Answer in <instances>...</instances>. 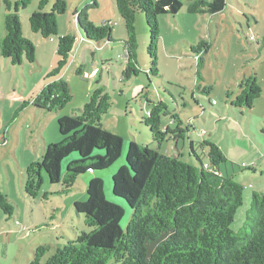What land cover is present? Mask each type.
<instances>
[{"label": "rangeland", "instance_id": "374dc122", "mask_svg": "<svg viewBox=\"0 0 264 264\" xmlns=\"http://www.w3.org/2000/svg\"><path fill=\"white\" fill-rule=\"evenodd\" d=\"M55 1L49 0L46 11H52ZM67 1V12L58 17L59 30L61 34L73 33L77 42L71 62L61 76L71 84L74 99L52 114L37 112L32 104L24 106L44 87L45 77L57 66L59 58L58 38H45L31 29L30 17L39 9L40 0H32L19 12L25 37L36 45L38 61L34 63L26 60L15 65L3 56L8 10L4 3L0 8V192L13 200L15 208L11 218L0 208V264H28L38 247L48 246L41 260L45 264L58 248L75 239L77 233L90 231L92 228L85 215L77 213L75 203L88 198V186L95 177L104 180L109 200L122 203L125 215L121 226L126 230L133 210L126 200L114 194L113 176L127 164L132 141L150 145L164 154L181 153L182 160L194 165H200V161L192 153L191 140L199 142L195 147L205 164L210 162V148L201 142H216L228 158L222 171L244 186V201L231 226L240 232L248 215L255 216L251 209L254 193L264 194V0H226L224 10L212 15L189 13L190 0H184L185 5L177 15H161L158 75L151 72L148 53L151 35L146 16L138 13L139 74H133L125 83L123 70L127 57L123 41L127 33L113 1L98 0L97 7L88 9L96 25L105 22L113 25L116 41L97 46L85 43L74 15L93 0ZM202 40L211 47L207 52L203 47L200 52L194 51L192 45ZM200 57L203 65H199ZM81 68L90 75L79 74ZM251 76L257 77L262 95L251 109L233 106L241 80ZM98 82L107 86L112 98L113 106L104 116L103 124L124 139L122 156L107 169L91 170L79 176L69 194H61L63 183H52L43 171L44 182L38 196L28 197L25 194L28 166L42 159L46 146L62 140L60 114H75L77 108L89 101V94ZM145 93L155 102L164 101L170 113L179 116V121L172 120L171 115L163 116L165 127L183 129L178 150L172 139L161 146L155 143L150 130L141 124L142 113L149 105L143 97ZM54 139L56 142H51ZM100 152L103 150L96 151ZM77 156L73 153L63 161V173Z\"/></svg>", "mask_w": 264, "mask_h": 264}, {"label": "trees", "instance_id": "16d2710c", "mask_svg": "<svg viewBox=\"0 0 264 264\" xmlns=\"http://www.w3.org/2000/svg\"><path fill=\"white\" fill-rule=\"evenodd\" d=\"M31 1L0 0V8L4 3L8 10L2 54L15 65L26 60L38 61L36 45L25 37L19 13ZM112 1L127 33L123 41L127 57L123 82L139 74L136 21L140 12L146 16L151 35L148 47L151 72L158 75L162 37L159 17L177 15L185 5L184 0ZM48 4L49 0H40L39 9L30 17V25L45 38H58V64L47 74L41 91L24 106L32 104L38 110L52 113L61 111L74 99L71 84L61 73L71 62L77 36L61 34L59 30L58 17L67 12L68 1L56 0L52 11H46ZM97 6L98 0H93L74 12L78 28L91 45L114 43L112 23L96 25L89 17L88 9ZM225 7L226 0H190L187 5L189 13L202 15L218 13ZM202 47L207 52L211 44L202 40L192 45L194 51L200 52ZM199 60V65H203V58ZM78 73L83 74V68ZM97 84L89 101L74 115L59 117L62 140L46 146L42 159L28 166L25 183L28 197L38 196L44 182L43 171L52 183H63L61 194H69L79 176L91 170L107 169L122 156L124 139L103 124L104 116L113 106L112 98L105 85ZM262 92L257 77H245L232 105L251 109ZM147 95L143 94L149 104L146 112L141 102L144 110L141 124L150 130L153 141L160 146L168 139L177 143L183 129L165 127L163 116L171 115L174 121H179V116L171 114L164 101L155 102ZM197 143L192 139L190 144L200 165L185 162L181 153L164 154L150 145L132 141L127 151V164L113 176L114 194L126 200L133 210L127 229L121 226L125 215L122 203L109 200L104 180L95 177L89 183L88 198L75 203L77 213L85 215L92 229L77 233L75 239L58 248L45 264H264V194L254 193L251 209L255 216L248 215L242 230L234 231L231 226L244 201V186L222 171L228 158L216 142H201L202 146L210 148L208 164L198 154ZM97 150L103 152L96 153ZM73 153L78 156L68 163L63 173L62 163ZM0 208L9 218L13 216L14 202L3 192H0ZM48 250V246L38 247L28 264H41Z\"/></svg>", "mask_w": 264, "mask_h": 264}, {"label": "crops", "instance_id": "0c3cea01", "mask_svg": "<svg viewBox=\"0 0 264 264\" xmlns=\"http://www.w3.org/2000/svg\"><path fill=\"white\" fill-rule=\"evenodd\" d=\"M61 33V32H60ZM63 34H65V33H63ZM80 34H81V36H82V38L84 39V36H83V34H82V32L80 31ZM84 41H85V39H84ZM85 43H87L86 41H85ZM87 44H89V43H87ZM111 44V43H110ZM89 45H91V44H89ZM95 46V45H94ZM85 58H86V55H85ZM104 60V59H103ZM105 61V60H104ZM83 70H84V73L85 74H87L88 76L90 75V73H88L87 71H85V69L83 68ZM83 73V74H84ZM116 78V77H115ZM44 81H45V84H46V77H45V79H44ZM45 84H44V86H45ZM106 86V85H105ZM107 87V86H106ZM90 95V94H89ZM87 96V95H86ZM87 98L85 97V99L84 100H86ZM87 102V101H86ZM85 102V103H86ZM79 108H82V107H79ZM79 108H77L76 109V111L79 109ZM36 109V111L37 112H41V113H45V114H52V113H47V112H44V111H41V110H38L37 108H35ZM75 111V112H76ZM63 115H68L67 113H62V114H60V117L61 116H63ZM74 115V114H73ZM172 127V126H171ZM60 137H62V135L60 134ZM192 138H193V136H192ZM194 139V138H193ZM195 140V139H194ZM51 142H56V139H54L53 141H51ZM174 145H175V147H176V150H178L177 148H178V142L177 143H174V142H172Z\"/></svg>", "mask_w": 264, "mask_h": 264}, {"label": "built area", "instance_id": "2783aa9c", "mask_svg": "<svg viewBox=\"0 0 264 264\" xmlns=\"http://www.w3.org/2000/svg\"><path fill=\"white\" fill-rule=\"evenodd\" d=\"M88 75L86 74V77H87ZM215 102V101H214Z\"/></svg>", "mask_w": 264, "mask_h": 264}]
</instances>
